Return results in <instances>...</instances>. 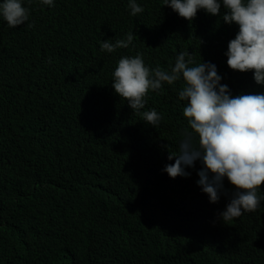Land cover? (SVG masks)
<instances>
[{"label": "trees", "instance_id": "trees-1", "mask_svg": "<svg viewBox=\"0 0 264 264\" xmlns=\"http://www.w3.org/2000/svg\"><path fill=\"white\" fill-rule=\"evenodd\" d=\"M22 2L25 24L0 16V264H264V184L260 207L226 224L227 178L229 195L211 203L197 184L202 162L188 177L163 171L192 131L184 81L150 91L140 112L112 87L125 56L168 69L189 51L216 65L233 96L264 94L253 71L227 64L239 26L223 5L189 22L163 0H136V16L129 0ZM129 32L128 48L101 50ZM152 109L157 128L140 114Z\"/></svg>", "mask_w": 264, "mask_h": 264}, {"label": "clouds", "instance_id": "clouds-1", "mask_svg": "<svg viewBox=\"0 0 264 264\" xmlns=\"http://www.w3.org/2000/svg\"><path fill=\"white\" fill-rule=\"evenodd\" d=\"M41 2L54 6V0ZM163 5L189 22L199 10L221 15L223 5L222 19L239 26L235 39L228 44V66L239 72L253 71L255 82L264 85V0H163ZM128 7L132 16L144 12L136 0H129ZM0 16L9 27L16 28L28 22L30 11L22 0H3ZM133 39L129 32L126 39L115 43L104 40L101 50L111 53L128 48ZM181 79L184 84L178 96L187 102L183 115L192 131L183 130L178 154L169 151L168 155L175 163L166 165L163 171L173 179L188 177L190 173L185 169L194 167L196 161L202 162L204 168L198 173L197 184L211 203H218L222 194L229 195L223 183L227 178L235 191L226 210L219 215L229 224L260 207L258 190L264 184V94L233 96L229 87L221 83L216 65L197 64L189 51L180 52L174 66L169 65L168 69L149 68L140 54L125 56L114 70L112 87L135 112H140L150 91L157 92L164 84L173 85ZM140 114L156 128L162 119L155 109ZM196 137L198 145L194 143Z\"/></svg>", "mask_w": 264, "mask_h": 264}]
</instances>
